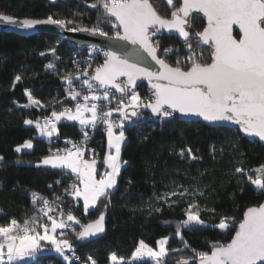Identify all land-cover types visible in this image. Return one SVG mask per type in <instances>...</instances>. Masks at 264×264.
Instances as JSON below:
<instances>
[{"label":"snow or ice","instance_id":"obj_1","mask_svg":"<svg viewBox=\"0 0 264 264\" xmlns=\"http://www.w3.org/2000/svg\"><path fill=\"white\" fill-rule=\"evenodd\" d=\"M166 3L170 11L162 15L151 0H94L90 5L85 0L86 6L96 11L97 21L84 27L79 26L78 19L83 14L75 11L71 19H61L56 14L37 19L0 13V25L21 32L49 25L67 32H85L104 38L102 47L89 45L97 59L102 54V62L93 65L90 57L82 66L78 60H72L75 77L72 72L61 77L67 82L66 97L75 102L74 108L54 109L50 116L44 117L43 123L29 118L23 121L25 125H34L39 136L47 138L49 144L54 142V137L58 139L57 124L62 119L79 123L80 141L65 140L63 148L57 147L54 151L49 148L48 154L35 165L58 169L69 177L74 175V181L64 190L73 201L68 209H64L62 203L56 204L58 214H50L54 211L52 202L31 192L33 208L41 205L39 215L34 213L21 221L12 218L7 224L0 225V264H28L30 260L35 264L36 254L43 252L45 247L57 253L64 264H98L92 255L84 259L76 255L74 243L67 238L68 232H72L77 241L85 242L106 231L109 204L105 201L110 202L112 190L117 187L122 163H128L121 162L122 146L127 139L125 124L132 117L143 115L141 109L150 110L161 121L183 114L211 124L230 122L238 126L239 132L264 142V0H166ZM192 13L202 14L195 19H206L200 31L189 24ZM166 34L178 35L184 48L183 55L178 48L162 46ZM47 52L55 56L56 48ZM39 54L45 56L47 53ZM46 67L55 69L52 62ZM138 81H147L151 86L149 97H141L137 91ZM21 82L22 76L15 75L12 88ZM77 83L86 94L81 95V91L76 90ZM116 93L120 95L116 96ZM25 95L28 103L18 107H44L31 90L25 89ZM110 97L119 101L114 107L108 106ZM13 104L17 102L13 101ZM114 112L119 113L118 122L112 119ZM98 123L104 126L107 137V151L99 169V154L88 147L86 130L94 131ZM32 148L33 140L28 139L14 151L21 153L22 149ZM225 149H229L234 158L239 157L238 166L230 174L238 190L243 193L244 183H248L264 195V165L255 169L244 167L243 153L239 152L235 141L226 143L219 150L213 147V159L216 155L223 157ZM176 155L189 163L202 160L191 148H181ZM4 159L0 155V162ZM208 187L177 185L175 190L154 194L156 201L169 207L179 199L188 201L186 219L176 223L175 236L192 256L181 258L176 264H264V203L247 206L238 220L221 216L218 224L210 226L200 218L201 211L216 213L215 208L200 203L211 196ZM173 196L179 199L171 201ZM54 200H60V197H54ZM76 204L81 205L85 216L90 209L96 210L98 204H103V208L96 219L82 223L72 211ZM161 211L160 207L153 208L149 204V215ZM74 225L80 230L76 231ZM206 227L225 233L226 241L212 242L206 251L191 248L184 240L182 230ZM168 241L169 236L161 237L155 241L157 247H153L141 238L130 258L111 252L109 264H161L170 252L183 251L169 248Z\"/></svg>","mask_w":264,"mask_h":264},{"label":"trees","instance_id":"obj_2","mask_svg":"<svg viewBox=\"0 0 264 264\" xmlns=\"http://www.w3.org/2000/svg\"><path fill=\"white\" fill-rule=\"evenodd\" d=\"M93 2L94 0H86L87 5ZM151 2L162 15L170 11L166 0ZM74 11L83 14L82 18H78L81 27L91 26L97 21L96 11L87 7L85 0L56 3L49 0H0V13L16 17L45 18L49 14H56L58 18L71 19ZM198 16L202 17V14L192 13L189 17V24L196 31H200L202 24H206L205 19L194 18ZM105 30H108L107 26ZM169 45L180 49L183 55L184 48L178 36L166 34L162 38V46ZM52 47L56 48L55 56L47 52ZM41 52L47 54L41 56ZM90 57L93 65L103 59L102 54L97 59V54L91 53L90 49L76 47L66 36L48 33L21 36L0 31V154L5 158L0 164V225L7 224L12 218L21 221L34 213L39 215L41 205L37 204L33 208L29 195L31 192H36L49 201L60 197L59 202L64 209L71 205L73 198L64 190L72 183L74 175L69 177L58 169L35 166L55 144H49L47 138L39 136L34 125H25L23 121L29 118L39 119L43 123V117L51 114L52 110L60 111L64 106L73 104L74 101L70 102V98L66 97L68 85L61 77L67 72H72L75 77L76 71L71 61L78 60L83 66ZM49 62L55 65V69L46 67ZM17 74L22 76V82L13 89L12 82ZM25 89L31 90L44 107H18L17 105L28 103ZM76 90L81 91V95L85 93L79 83L76 84ZM137 91L142 98L151 95V89L145 83L139 84ZM116 96L119 95L116 93ZM110 100L109 107H114L119 102L111 97ZM13 101L17 104H13ZM140 111L143 115L132 117L125 124L127 139L122 146L121 160L128 163L121 168L110 202L105 201L109 204L106 211V231L102 236L86 242L77 241L75 235L68 232L67 238L74 243L76 255L81 259L92 255L98 264H109L111 252L130 258L139 239L142 238L155 247V241L164 236H169V248L183 251L170 252L168 257L162 259L161 264H176L181 258H190L192 253L175 236L176 223L186 219L188 201L173 196L171 201L179 199V202L169 207L154 199V194L161 195L175 190L177 185L209 186L211 196L207 200L202 199L200 203L202 206L206 203L209 208H215L216 213L201 211L200 218L210 226L218 224L221 216L235 217L238 220L247 206L264 201V195L255 191L254 186L248 183H244L243 193L238 190L236 181L230 174L238 166L239 157L234 158L229 149H225L223 157L216 155L215 160L212 155L213 147L219 150L226 143L235 141L239 152L243 153V166L255 169L264 165V145L258 140L243 136L237 128L183 120L177 114L167 121H161L149 112L142 109ZM58 130V137L79 136L82 133L78 122L63 119L58 123ZM28 139L33 140V148L16 153L14 148ZM92 147L102 162L106 150V135L101 128L95 135ZM181 148H191L202 160L190 163L186 159L181 160L176 155ZM149 204L153 208L160 207L162 211L149 215ZM102 208L103 204H98L96 210L90 209L85 216L81 205L76 204L72 206V211L82 223H87L97 218L98 211ZM74 227L76 231L80 230L79 226ZM182 235L191 248L204 251L208 250L207 245L210 243L224 242L227 239L225 233L214 227L182 230ZM28 264H33V261ZM35 264H64V261L57 253L48 251L45 247L35 258Z\"/></svg>","mask_w":264,"mask_h":264},{"label":"water","instance_id":"obj_3","mask_svg":"<svg viewBox=\"0 0 264 264\" xmlns=\"http://www.w3.org/2000/svg\"><path fill=\"white\" fill-rule=\"evenodd\" d=\"M49 1L51 3H56L58 1H66V0H55V2H53V0H49ZM8 15H10V14H8ZM18 18H24V17H18ZM37 19H43V18H37ZM205 21H206V19H205ZM0 31H5L8 33H15V34H18L21 36H31V35H34L37 33H48V34L57 35V36H66L70 42H72L76 47H78L80 49H89V45H91V44H97L100 47H102L104 44V38H102V37L91 36L85 32H76V33L67 32V31L59 29L55 26H49V25H40V26H37L36 29L28 31V32H21V31H17L13 27L6 26V25H0ZM169 35L178 36L176 34H169ZM155 67H158V66H155ZM137 83H138V85L141 83H145L151 89V86L147 83V81H138ZM117 94L120 95L119 93H117ZM142 110L151 113L150 110H148V109H142ZM177 115L180 119H183V120L199 121V122H203L205 124L211 125V126H226V127H232V128L238 129L237 125H234L230 122H225L222 124H211L209 122L203 121L202 118H198V117H194V116H184L183 114H177ZM241 134L243 136L249 138V139H255V140L259 141V139L257 137H248L246 134H243V133H241ZM259 142L264 145V142H261V141H259ZM4 161H5V159H4ZM3 162H0V164H2ZM262 203H264V201ZM105 225H106V220H105ZM102 235H103V233L99 234L96 237L89 238L88 241L96 239Z\"/></svg>","mask_w":264,"mask_h":264},{"label":"built area","instance_id":"obj_4","mask_svg":"<svg viewBox=\"0 0 264 264\" xmlns=\"http://www.w3.org/2000/svg\"><path fill=\"white\" fill-rule=\"evenodd\" d=\"M84 94H86V93H83L82 95H84ZM74 103H75V102H74ZM74 103H73V104L66 105V106H64V107H73V108H74ZM64 107H63V108H64ZM105 111H106V110H105ZM47 116H50V114L47 115ZM44 117H46V116H44ZM44 117H43V119H44ZM57 126H58V124H57ZM99 128H101L102 131H104V126H103V125H100L99 123H98V125H97V128H96L94 131L91 130V129H86V130L88 131V135H89L88 147H89L90 149H94V148L92 147V142H93V140L95 139V135H96V133H97V131H98ZM81 139H82V133H81L79 136H61V137H58V139H57L56 137H54V138H53V141H54V144H55V145H54V147L52 148V150L54 151L57 147H59V148H63V147L65 146V144H64V141H65V140H71V141H74V142H78V141H80ZM86 156H89V154L86 153ZM74 179H75V178H74ZM73 181H74V180H73ZM73 181H72V182H73ZM50 202H52L51 206H52L53 209H54L53 212H59V209L55 207L56 204H60L59 200L50 201ZM50 214H52V213H50Z\"/></svg>","mask_w":264,"mask_h":264},{"label":"crops","instance_id":"obj_5","mask_svg":"<svg viewBox=\"0 0 264 264\" xmlns=\"http://www.w3.org/2000/svg\"><path fill=\"white\" fill-rule=\"evenodd\" d=\"M87 115H90V114H87ZM112 119H113V121L114 122H118L119 121V113H116V112H114L113 113V116H112ZM57 129H58V126H57ZM58 133H59V130H58ZM58 133H57V136H58ZM104 133H105V135H106V132L104 131ZM106 144H107V137H106ZM106 151H107V147H106V150H105V154H106ZM105 156V155H104ZM86 158H88V156H86ZM104 158V157H103ZM97 159H98V169L100 168V164H99V158L97 157ZM121 162H122V160H121ZM122 166H123V163H122ZM122 166H121V168H122ZM49 167V166H48ZM58 214V213H57ZM71 223V222H70ZM46 243V242H45ZM38 253H40V252H38ZM38 253L36 254V257H37V255H38ZM35 257V258H36ZM31 261V260H30ZM30 261H28V262H30Z\"/></svg>","mask_w":264,"mask_h":264},{"label":"rangeland","instance_id":"obj_6","mask_svg":"<svg viewBox=\"0 0 264 264\" xmlns=\"http://www.w3.org/2000/svg\"><path fill=\"white\" fill-rule=\"evenodd\" d=\"M86 115H87V114H86ZM155 247H157V245H156ZM185 259H187V258H185Z\"/></svg>","mask_w":264,"mask_h":264}]
</instances>
